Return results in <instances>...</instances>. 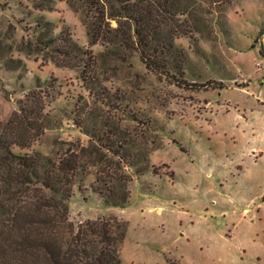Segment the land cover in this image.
<instances>
[{
	"label": "rangeland",
	"instance_id": "1",
	"mask_svg": "<svg viewBox=\"0 0 264 264\" xmlns=\"http://www.w3.org/2000/svg\"><path fill=\"white\" fill-rule=\"evenodd\" d=\"M122 1L0 0V216L73 151V186L48 192L76 226L118 217L122 262L264 264V0H144L174 46L159 62L202 88L146 67Z\"/></svg>",
	"mask_w": 264,
	"mask_h": 264
},
{
	"label": "trees",
	"instance_id": "2",
	"mask_svg": "<svg viewBox=\"0 0 264 264\" xmlns=\"http://www.w3.org/2000/svg\"><path fill=\"white\" fill-rule=\"evenodd\" d=\"M121 4L122 12L111 15L113 19L120 20L115 31L128 35V41L135 40L140 47L141 60L149 70L167 78L172 77L174 83L181 87L206 86L175 80L174 76H170V71L159 62L162 49L174 46L160 40L159 11L154 4H146L144 0H127ZM101 33L100 27L95 32L91 29L87 32L91 38L98 37ZM175 69L183 74L182 64ZM22 116L19 121L12 120L10 124L21 123L27 129L36 127L30 117ZM14 125V129H17ZM11 127L8 130L12 131ZM10 142L11 140H7L2 143ZM12 143L27 147L17 141ZM19 162L21 170L29 171L38 164V157H20ZM78 168V154L68 151L58 164H53L46 170L40 186L32 189L27 200L13 203L11 208L1 214L0 264H124L118 247L125 240L126 233L118 217L87 220L76 226L70 220L65 203L48 192H57L58 189L69 191ZM22 176L24 173L21 172L16 175L17 179ZM2 193V197H5V193ZM169 264L180 263L170 261Z\"/></svg>",
	"mask_w": 264,
	"mask_h": 264
},
{
	"label": "crops",
	"instance_id": "3",
	"mask_svg": "<svg viewBox=\"0 0 264 264\" xmlns=\"http://www.w3.org/2000/svg\"><path fill=\"white\" fill-rule=\"evenodd\" d=\"M262 106L264 107V103H262ZM229 112V111H228ZM253 138L255 139V136H253ZM257 158V161H254V163L256 164L257 162H258V158L260 159L261 158V155H259L258 157H256ZM245 174V172L243 171V170H240V173H239V176H241V175H244ZM211 174H209V176H210ZM263 196V193H260L259 195H258V199H262V200H264V196ZM254 205H256V206H260V203H254ZM245 212L246 213H248V212H250V208H246L245 209ZM179 235L180 236H188V234H187V231H185V230H182V232H180L179 233ZM171 261H173V262H177V263H180V264H185V263H182V261L180 260V259H178V258H176V257H172V259H171ZM124 263V262H123ZM124 264H151V263H149V262H140V261H137V260H135V259H132V258H127V260H126V263H124ZM165 264H169V262L166 260V257H165Z\"/></svg>",
	"mask_w": 264,
	"mask_h": 264
}]
</instances>
